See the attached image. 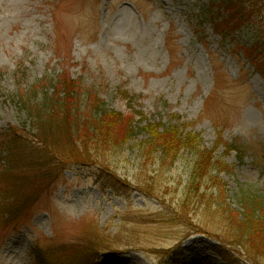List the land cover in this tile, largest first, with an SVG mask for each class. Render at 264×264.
<instances>
[{
    "label": "rangeland",
    "instance_id": "1",
    "mask_svg": "<svg viewBox=\"0 0 264 264\" xmlns=\"http://www.w3.org/2000/svg\"><path fill=\"white\" fill-rule=\"evenodd\" d=\"M223 1L0 0V135L11 126L32 133L18 90L42 93L66 74L128 113L126 90L146 119L180 122L201 150H213L227 200L241 210L240 194L264 186V73L244 54L264 55V1L251 0V20L227 39L215 27ZM146 138L110 156L126 189H102L92 166L67 165L46 188L36 167L21 171L29 180L15 188V203L42 190L15 218L0 205V264H37L33 248L86 241L94 225L113 247L97 264H224L204 228L214 219L198 203L181 209L194 154L183 149L162 166L140 148ZM149 176L153 193L132 188ZM7 196L0 192V203ZM226 249L235 264H264L243 246Z\"/></svg>",
    "mask_w": 264,
    "mask_h": 264
},
{
    "label": "trees",
    "instance_id": "2",
    "mask_svg": "<svg viewBox=\"0 0 264 264\" xmlns=\"http://www.w3.org/2000/svg\"><path fill=\"white\" fill-rule=\"evenodd\" d=\"M252 6L251 0L222 2L220 8L225 10L226 16L215 27L223 39L251 20ZM253 51L254 48H248L244 54L264 73V55H254ZM51 82L42 93L38 86L15 93L32 122V133L27 131L30 137L14 126L0 135V160L9 161L8 166L0 168V192L7 190L8 193V200L3 198L0 203L4 205L5 218H15L23 213L42 190L26 193L22 202H14L15 188L29 180L21 174L25 168L36 167L34 169L43 174L41 182L46 188L67 165L92 166L96 168V182L102 189H126L131 183L121 179L111 168L110 156L139 135L147 134L148 138L141 141L140 148L151 160L156 157L162 166L169 159L175 161L183 149H190L194 154L193 177L185 188L181 209H189L190 203H198L214 219L210 228L208 224L204 228L217 242L214 251L224 264H235L226 249L229 244L243 246L250 253L264 257V186L241 193L242 209L237 210L228 202L226 186L216 171L219 167L225 169V165L213 157V150H201L196 133L185 132L181 129L182 123L146 119L141 110L135 108L136 96L126 90L122 93L131 108L128 113L107 107L98 91L93 87H81L82 84L69 75L55 77ZM226 148L237 150L238 154L241 149L228 143ZM151 178L149 176L147 181H140L132 188L153 193L156 189L149 188ZM206 219L208 223L212 222L209 217ZM97 229L96 225L92 227V234L86 241L53 245L47 249L33 248L36 263L97 264L98 256L113 248L111 242L101 240Z\"/></svg>",
    "mask_w": 264,
    "mask_h": 264
}]
</instances>
